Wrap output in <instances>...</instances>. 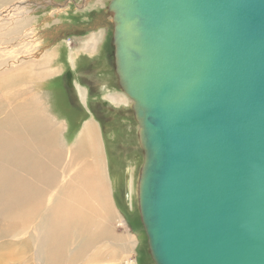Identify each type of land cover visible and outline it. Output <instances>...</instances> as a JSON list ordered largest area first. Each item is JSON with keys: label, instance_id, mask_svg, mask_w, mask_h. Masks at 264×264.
Masks as SVG:
<instances>
[{"label": "water", "instance_id": "water-1", "mask_svg": "<svg viewBox=\"0 0 264 264\" xmlns=\"http://www.w3.org/2000/svg\"><path fill=\"white\" fill-rule=\"evenodd\" d=\"M155 264H264V0H111Z\"/></svg>", "mask_w": 264, "mask_h": 264}, {"label": "rangeland", "instance_id": "rangeland-1", "mask_svg": "<svg viewBox=\"0 0 264 264\" xmlns=\"http://www.w3.org/2000/svg\"><path fill=\"white\" fill-rule=\"evenodd\" d=\"M15 1L18 0H7V3L12 4ZM110 1L111 0H96V3H94L93 0H53V1L35 0V2H41L42 5L39 7L37 6L30 7L28 16L32 17L34 20L31 22V25L29 24L30 26L28 25V28L26 29L24 35H27L28 33L27 35L28 40L26 42V46L29 45V47L33 48V49L31 48L30 50V56L32 57V54H34V57L32 58L33 60L36 61V63H32L33 70L32 68L28 70L27 68L30 67V65H27L26 63L17 64L15 66L16 72L11 73V74L16 73L18 75V78L14 83V85L9 86L5 91L2 89V86L4 84V82H2L0 84V89L5 93H11V88L13 86L21 84L22 74L24 75L27 74L24 77L25 81L23 83V86H21L22 89H20V90L26 89L27 94L25 93L23 97L16 100H14L13 98L11 107L13 108L20 105H26V103L28 104L29 101L32 100L38 101L37 106L42 104V114L46 117L48 121V127H49L48 129L51 128L50 131H48V134L51 135L49 137H51L52 139L56 138L55 142L59 144L58 146L60 148H59L58 156L61 153H63V156L61 157V160L58 163V167L57 165L55 166V169L59 172L58 176L62 178L59 184V187L61 186L60 192L62 191L61 192L62 195L64 194L63 189H65L67 186L72 184L70 183L72 182L70 180L71 178L68 177H73L76 174V167L70 166L69 164L71 162H68L71 161L70 157H72V151H74V149L76 148L78 139H80V133L83 130V126L85 125V123L90 121L91 118L94 119L97 126L98 141L100 140L103 146L102 154L104 155V159H105L104 160L105 171H103L102 175H100L99 180H102L101 182L102 189L104 188L105 185L104 191L108 199V204L110 206L108 204L107 206L100 205L101 203L99 201L101 199L100 192L95 193L88 190L90 187H92V185L90 184V182L89 184L87 183L88 179L86 180L87 175L85 174L81 175L83 176V178L80 176V180L82 181L80 183L82 187L79 191V193L81 194L80 198L77 199L78 198L77 190L75 191V195L71 200L67 198L65 195H63V197L66 199V202L72 204L74 210L77 207V205H80L78 206L80 215H83L81 213H84L83 216H85V218L87 217L86 219L89 226L88 232H94V230L97 229L96 224L97 227L100 226L101 230L104 232L105 237L103 235L100 241L96 243L97 245L96 244H95L96 246L94 245V247L96 252L102 250L100 251L102 255L103 252L108 253V260L102 261L95 259L96 260L95 264H155L150 254L147 235L142 225L140 213H139V205H138L139 186H140L141 170L143 168L145 158L143 157L144 156L143 151L140 146V138L138 136V124L134 116L133 102L130 99H128L126 95L123 96L121 95L123 92L119 87L118 79L114 70V62H115L114 46L112 45L111 47L112 49L111 55L108 54L107 50H105V54L102 51L100 53V49H99V53H100L99 55H97L96 57H89V55H92L91 52H93V50L89 49L90 48L89 45L92 38L86 40L88 36L91 35L92 37L97 36L98 38H100L99 46L101 47H103V45L105 44L106 39H108V42L113 41L115 26H114L113 18H111V15L108 12V6ZM28 2H34V0H27V3ZM52 2L55 3L57 2L56 4L58 5V7L55 6L56 7L55 8ZM87 3L92 4L93 7L92 6L85 7ZM82 4L84 5V8L80 7L82 6ZM6 6H10V5H6ZM56 10L58 11V13ZM95 15L97 17H102L104 15L108 16V19H106V16L102 18V20L106 22L105 26H103L102 30L98 31V29L100 28L99 24H95L96 28L98 29L91 27L90 29L86 30L85 28H89L92 25V23H89V25L85 27L82 22H88V20H90L91 17L94 18ZM72 25H76L81 29L80 30L75 29ZM107 25L111 30V35L109 34L110 35L109 37H108ZM75 51H77L78 53ZM102 55L104 57H102ZM42 56H44L45 58H42ZM108 56L110 57L109 59ZM99 58H101V61ZM93 60L95 62H93ZM96 60L100 62L96 63ZM37 63L39 64L37 65ZM80 64L81 66L79 68ZM42 66L44 68H42ZM37 68L40 69L41 72L43 70L45 71V73L43 72L42 74L43 77L45 78L39 80L38 76L35 75L36 73H38L36 71ZM47 69L51 71H48ZM86 69L87 72L85 71ZM53 70L55 71V73ZM74 73L75 74L78 73L80 78L79 81L81 82V84L78 83L77 77H74L73 75ZM46 75L48 76L46 77ZM68 75H70V77H68ZM87 77L88 78L94 77V79H96L94 81H97L96 83L94 82V85L97 88L94 94L92 93L89 94L88 93L89 88L83 86L82 80ZM1 80L2 77H0V82ZM71 81L72 84H74L76 88L75 90L78 93V94H73L72 95L73 98L70 97L67 88L68 85L71 83ZM84 81L86 83H89V80L87 79H85ZM11 83L13 82H9L7 83V85ZM65 83L67 84V87H65ZM78 86L80 92L78 91ZM81 86L85 88L86 91L88 90L87 93L89 94V100L87 106L83 103V101H81V97L83 96V92H84L83 89L81 90L82 88ZM112 94H116V95H112ZM117 94L120 95L117 96ZM11 95L13 96L14 94ZM84 96L85 98L87 97L86 92ZM115 97L116 98L122 97L121 99L122 101L115 105V103L112 102L113 98ZM123 97H125L127 100H125ZM97 103H99L101 107L98 108V105L96 107ZM96 108H98L99 113H97L98 110ZM91 115H93L94 117H91ZM2 118L3 115L0 117V120ZM111 134L114 136L112 137ZM57 138L59 140H57ZM29 140L30 139L28 138V141ZM88 157L90 156L82 157L84 159L80 160L81 161L80 166L83 167V165L87 166L86 165L87 163L88 164L94 163V158L93 157L88 158ZM128 175L131 176L130 178L134 179L133 188H132V199L130 200L128 199L129 187L127 188ZM21 177L23 179L27 178L28 181L24 179L25 183L31 182L29 181L28 173L26 174L22 173ZM63 184H65L63 186L64 188L62 187ZM109 192L112 198L109 196ZM75 196H77V198ZM112 199L114 200L113 206L115 209L114 211L116 213H114V211H110L112 210L111 209V202L113 201ZM94 202H96V204ZM78 203L83 204V206ZM91 205L92 207H90ZM82 207H84V209ZM77 208L76 210H78ZM85 209L88 211H86ZM85 212L88 214V216ZM90 212H92L93 214ZM105 215L107 216V218ZM98 219L101 221H99ZM14 234L16 239L10 237V240L14 243V245H16V247H19V243L23 241L26 237L27 239L32 237V233L31 234L28 233L22 237H21V233L14 232ZM71 239H70L71 248L73 249L79 248L81 239L80 238H75V240L74 239L71 240ZM122 240H124V242ZM102 242H105L106 244L105 246H108V249L107 247L104 248ZM113 247L116 249V251ZM71 248L69 247L67 251H72L73 249ZM118 248L120 249L122 248L121 249L122 251L120 249L117 250ZM101 254L100 256H102ZM25 256L24 258H26V260H29L30 262L32 261V264H36V261L33 259L32 254L29 253L28 255ZM61 260L63 264H68L70 262L67 257H63ZM64 261L66 263H64ZM21 263H25V261H22ZM77 263L80 264L79 261ZM81 264L84 263L81 262Z\"/></svg>", "mask_w": 264, "mask_h": 264}, {"label": "bare ground", "instance_id": "bare-ground-1", "mask_svg": "<svg viewBox=\"0 0 264 264\" xmlns=\"http://www.w3.org/2000/svg\"><path fill=\"white\" fill-rule=\"evenodd\" d=\"M93 2L96 3V0H93ZM56 3L52 2L54 7H58ZM90 3H87L88 5L86 4L87 6L85 5V7L92 6V4ZM83 4L82 6H80L81 8H84ZM41 5V2H35V0L34 2L28 3L27 0H18L13 2L12 4L7 3V0H0V77H2L0 84L4 82L2 89L5 91L9 86L14 85L18 78V75L16 73L11 74L12 72H16L15 66L17 64L26 63L27 65H30V67L27 68L28 70H30L32 68V63H36V61L32 58L34 57V54H32V57L30 56V50L32 47H29V45L26 46L28 33L27 35L24 34L26 29L28 28V25H31V22L34 20L32 17L28 16L30 7H39ZM90 38L92 39L89 45V49L93 50V52H91V56L100 54L102 51V47L99 46L100 38H98L97 36L92 37L91 35L88 36L86 40H89ZM42 58L45 57L42 56ZM32 60L35 62H33ZM38 64L39 63H37V65ZM42 68L44 67L42 66ZM36 71L38 73H36L35 75L38 76L39 80L45 78L42 75L43 72L45 73L44 70L41 72V70L37 68ZM26 75L27 74H22L21 84L13 86L11 88V93H5L0 89V117L3 115V118L0 120V264H32V261L30 262L29 260H26V258H24V256L28 255L29 253L33 255V259L36 261V264H63L61 260L63 257L68 258V260L70 261L68 264H79L77 263L78 261L80 262V264L81 262L84 264L86 262V264H95V261L97 259L106 261L108 260V253L103 252L102 255L100 253V251L102 250L96 252L94 247V245L98 243L104 235L101 227H97L96 224L97 229H95L94 232H88L89 226L86 219L87 217L85 218V216H83L84 213H81L83 215H80L78 207L80 205H77L78 208L76 207L78 210H76V208L74 210L72 204L66 202V199L63 197V195H65L71 200L75 195V191L77 190L78 198L77 196L75 197L77 199L80 198L81 194L79 193V191L82 187L80 184L82 182L80 180V176L85 174L87 175L86 180L88 179L87 183L89 184L90 182V184L92 185V187H90L88 190L95 193L100 192L101 199L99 201L101 203L98 202L100 203V205L107 206L108 204V199L104 191L105 185L102 189V180H99L100 175H102L103 171H105V159L104 155L102 154L103 146L100 140L98 141L96 123L94 119L91 118V120L86 122L83 126V130L80 133V139H78L76 148L74 149V151H72V157H70L71 161H68L71 163L69 164L67 162L70 166L76 167V174L73 177H68L71 178L70 180L72 182H69L72 184L69 183L70 185L63 189L64 194L62 195V191L60 192L61 186L59 187V184L61 182L60 180L62 178L58 176L59 172L55 169V166L57 165L58 167V163L60 162L63 153L58 156L60 148L58 146L59 144L55 142L56 138L52 139L51 137H49L51 135L48 134V131H50L51 128L48 129V121L42 114V104L37 106L38 101L32 100L29 101L28 104L26 103V105H20L13 108L11 107L13 98L14 100L19 99L23 97L27 92L26 89L20 90L22 89L21 86H23V83L25 81L24 77ZM48 75H46V77ZM9 82L13 83L7 85V83ZM82 89L84 92L81 98L85 103L87 101L84 96L86 89L83 87L81 88V90ZM11 94L14 95L12 96ZM118 95L120 94H117V96ZM121 95L123 96L125 94L122 93ZM123 98L127 100L125 97ZM121 99L122 97H115L113 98L112 102L116 105L122 101ZM111 136L113 137L114 135L111 134ZM28 138L30 139L29 141ZM57 140L59 139L57 138ZM84 156L93 157L94 163H87V166L82 164L83 167L80 166V160L84 159L82 158ZM22 173H28L29 181L31 182L25 183V180H27V178H24V180L21 177ZM81 177L83 178V176ZM130 177L131 176L129 175L127 177V188L129 187V200L132 199V188L134 182V179ZM64 185L65 184H63L62 187ZM94 203L96 204V202ZM81 205L83 206V204ZM90 207H92V205ZM82 208L84 209V207ZM114 213L116 212L114 211ZM14 232L21 233V237L28 233H32V237L29 239H27V237L24 240L22 239L23 241L19 243V247H16V245H14V243L10 240V237L16 239ZM71 238L74 240L75 238L81 239V242L79 241V248H71ZM122 241L124 242V240ZM102 244L104 245V248L107 247L108 249V246H105V242H102ZM69 247L73 250L67 251ZM119 249L120 248H118L117 250ZM100 254L102 256H100ZM22 261H25V263H21ZM64 263L66 262L64 261Z\"/></svg>", "mask_w": 264, "mask_h": 264}, {"label": "flooded vegetation", "instance_id": "flooded-vegetation-1", "mask_svg": "<svg viewBox=\"0 0 264 264\" xmlns=\"http://www.w3.org/2000/svg\"><path fill=\"white\" fill-rule=\"evenodd\" d=\"M99 13H101V12H99ZM104 16H106V19H108V16L107 15H104ZM104 16H102V17H97L96 15L94 16V18L93 17H91V21L90 20H88V22H82L83 24H84V26L85 27H87L88 25H89V23H92V25L89 27V28H85L86 30H88V29H90L91 27H93V28H96V26H95V24H99V29L98 28H96V29H98V31L99 30H102V28H103V26H105V24H106V22L105 21H103L102 20V18H104ZM112 18V17H111ZM82 21V20H81ZM75 29H78V30H80L81 28L80 27H78V26H76V25H72ZM108 26V25H107ZM85 29H84V31H85ZM108 37L111 35V30H110V28H109V26H108ZM97 31V30H96ZM74 32V31H73ZM110 34V35H109ZM105 36V35H104ZM112 42L111 41H109L108 42V39H106V42H105V44L103 45V47H102V52H104V54H105V50H107V52H108V54L109 55H111L112 54V49H111V47H112ZM97 55H99V54H96V55H93V56H91V55H89V57H96ZM102 57H104L103 55H102ZM110 57L108 56V59H109ZM100 59V61H101V58H99ZM92 61V60H91ZM100 61H97L96 60V63L98 62H100ZM93 62H95L94 60H93ZM77 65H78V63H77ZM80 66H81V64L79 65V68H80ZM86 72H87V69L85 70ZM74 75V77H77V79H78V83H80L81 84V82L79 81L80 80V78H79V75H78V73L77 74H73ZM68 77H70V75H68ZM85 79H87V80H89V83H86L84 80ZM64 80V79H63ZM94 80H96V79H94V77L93 78H84L83 80H82V82H83V86L84 87H87V88H89V92H88V90L86 91V94H87V97H86V99H87V101L84 103V101H83V99L81 98V101H83V103L87 106V104H88V100H89V94H94L95 93V90L97 89L96 88V86L94 85V82L96 83L97 81H94ZM65 87H67V84L65 83ZM68 93H69V95H70V97H72V95L73 94H78L77 93V91L75 90L76 88H75V86H74V84H72V81H71V83L68 85ZM78 91H79V89H78ZM89 94H88V93ZM66 96H67V94H66ZM79 96V95H78ZM81 97V96H80ZM73 98V97H72ZM73 102V101H72ZM112 103V102H111ZM107 104V103H106ZM97 105H98V108L99 107H101L100 105H99V103H97L96 104V107H97ZM98 108H96L97 110H98ZM97 113H99V110L97 111ZM91 117H94L93 115H91ZM111 141H113V140H111Z\"/></svg>", "mask_w": 264, "mask_h": 264}, {"label": "crops", "instance_id": "crops-1", "mask_svg": "<svg viewBox=\"0 0 264 264\" xmlns=\"http://www.w3.org/2000/svg\"><path fill=\"white\" fill-rule=\"evenodd\" d=\"M109 196L111 197L110 192H109ZM111 198H112V197H111ZM112 200H113V199H112ZM113 203H114V200L111 202V208H112V206H113ZM112 210H114V206H113Z\"/></svg>", "mask_w": 264, "mask_h": 264}]
</instances>
